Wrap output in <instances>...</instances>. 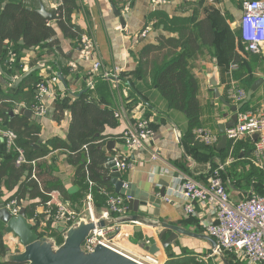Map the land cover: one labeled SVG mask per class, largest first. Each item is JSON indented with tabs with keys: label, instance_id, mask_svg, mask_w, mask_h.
Listing matches in <instances>:
<instances>
[{
	"label": "crops",
	"instance_id": "1",
	"mask_svg": "<svg viewBox=\"0 0 264 264\" xmlns=\"http://www.w3.org/2000/svg\"><path fill=\"white\" fill-rule=\"evenodd\" d=\"M21 1L33 10L44 11L56 17L61 5L60 0ZM75 1L79 8L75 11L74 20L85 32L81 39H62L60 53L44 51L41 57H37L35 51H22L23 56L20 62L23 64V72L26 73L38 67L39 70L34 76L38 77L40 82L50 81L53 77L58 78L57 83L49 85L54 95L43 99L44 104L50 109L57 98L65 99L67 104H72L87 91L93 63L100 61L104 69L109 72L116 69L121 70L122 81L117 91L113 90L107 81L97 79L95 76L96 95L103 106L113 111L124 108L127 122L135 123L141 119L149 121L153 136L149 149L129 154L121 140L125 124L119 122L116 128L107 126L103 135L108 136V142L115 141V148L111 152L107 151L106 145L107 157L130 155L133 166L123 174L124 180L161 200L158 210L150 207L153 214L147 217L150 222L157 225L164 223L176 226L189 234H180L169 250L165 251L161 248L159 262L165 264L169 255L180 254L183 248L180 246L188 248L190 246L195 252L208 250L212 252L213 246L211 241L204 237L207 236L204 228L199 220L190 218L185 213L186 201L181 198L177 189L183 176H190L202 183H207L211 170L223 162L222 158H225L224 162L226 161L229 145L221 149L220 139L214 150L198 147L195 144L196 139L191 136L189 121L185 114L173 112L168 108L160 92L152 87L150 77L142 76L139 72L138 61L135 57L137 58L147 46L157 45L159 37L176 38L184 28L193 30L194 36L199 39L197 24L201 20L209 19L217 33L215 46L204 47L201 51H196L190 45H185L183 52L191 66V76L198 84V99L203 113L200 116L201 127L220 136V126L225 125L233 116L231 109L222 100L232 106L236 105L229 99L230 91L236 86L248 87L264 74V51L259 54L246 52L241 39L240 24L244 0H218L216 5L208 3L207 0ZM56 21L50 22L55 23ZM83 37H87L91 42L87 56L81 54L84 48ZM12 48L13 46H10L9 49ZM230 52L238 54L239 62L232 63V56L221 55ZM232 66L237 67L233 70ZM20 77L18 71L13 76L14 80ZM247 78H250V83L246 80ZM1 92L16 94L13 86L2 81L0 76ZM34 93L38 96L36 87ZM96 95L95 100L98 99ZM263 104L264 85L254 93L252 100L241 112H255ZM33 109H28L33 112L29 120L31 124L40 128V143L49 144L53 141L66 143L71 122L70 112L67 111L64 120L58 123L53 118L48 119V116L45 118L36 116ZM18 115L20 114H15V116ZM246 141L247 139L240 141L243 142L240 146L242 147L240 148V164L243 172L247 173L249 162L252 165L253 163L251 161L252 146L251 148L247 146ZM35 148L38 149L39 146L35 145ZM152 154H158V159H153ZM53 156L57 157L55 164L59 169L53 173V176L60 181L63 190L71 197L68 202L72 206L75 203L78 204L80 200L85 202L87 196L85 199L75 186V169L67 153L56 151L47 160H51ZM230 170L228 169V172ZM257 170L264 172L260 168ZM107 171L108 176L110 171ZM223 181L236 201L247 198L253 189L252 177H232L229 174L223 176ZM248 182L250 190L246 192ZM108 184L112 189L111 192L109 190L91 192L92 198L101 197L96 199L100 200V205L96 202L93 212L95 218L104 222L106 226L113 224L111 220L113 215L107 210L108 194L117 195L114 187ZM164 188L166 195L165 198H161L160 193ZM76 197H79V200ZM195 207L199 208L197 204ZM38 210L41 212L42 208ZM156 211L159 213L157 217L155 216ZM134 216L136 214L132 211L128 210L125 213L123 217L125 223L116 238V245L129 256H142L146 251L139 247V242H143L149 233L158 236L163 228H152L141 222H135L133 221ZM207 217L206 222H211V216ZM78 218L79 223L91 221L88 213L77 215ZM1 226L5 228L3 224ZM169 235L170 232L165 237Z\"/></svg>",
	"mask_w": 264,
	"mask_h": 264
},
{
	"label": "trees",
	"instance_id": "2",
	"mask_svg": "<svg viewBox=\"0 0 264 264\" xmlns=\"http://www.w3.org/2000/svg\"><path fill=\"white\" fill-rule=\"evenodd\" d=\"M60 1L61 5L57 10L58 20L51 23L21 0H0V76L1 80L11 84L16 92V94L0 93V129L12 131L17 135L16 147L24 151L28 161L41 160L36 166H16V149H8L5 140L0 138V187L6 188V190L3 188V194L8 192L11 195L5 203L16 200L18 205L27 204L25 211L29 220L34 217L37 209L48 201L49 194L52 192H58L61 198L67 201L71 198L63 190L60 181L53 176V173L59 170L58 165L55 164L57 157L53 156L51 160H47V157L56 151L67 153L75 169V186L85 199L92 191H112L109 184L104 181L108 172L105 168L108 160L105 151L108 136L103 134L107 126L116 128L119 121L115 118L113 110L101 104L100 98L96 95L97 90L94 92L87 90L72 104H67L65 99H56L53 120L60 123L64 120L67 111L71 114L66 143L53 141L49 144H41L40 128L31 124L24 115H11L18 106L25 109H33L37 106V96L34 91L40 79L34 75L38 70L20 84L15 85L14 82L13 76L17 71L21 77L26 74L20 62L23 56L22 51H35L37 57H41L44 51L60 53L62 39L79 40L85 33L74 20L75 11L79 8L77 2L75 0ZM197 31L199 39L189 28L182 29L176 38L161 36L157 39V45L147 46L137 58L135 57L139 72L142 76L150 77L152 87L160 92L168 108L173 112L185 114L193 138V130L201 127L200 116L203 113L198 99V84L191 76V66L183 52V47L190 45L196 51H201L204 47L215 46L217 41V33L209 19L198 22ZM10 46H13L11 50ZM221 55L232 56V63L239 62L240 59L237 53ZM246 80L248 83L251 82L250 78ZM255 81L250 85L252 86ZM250 85L241 87L249 91ZM95 95L98 97L97 100ZM195 141L198 147L214 150V147H206ZM242 144L243 142H239L236 146V163L228 167L226 173L222 172L221 176L223 178L230 174L232 177H252L253 189L248 194L251 196L255 190L254 182L264 183V172L257 170L249 161L248 172H243L240 164ZM246 144L250 148L252 146V151L254 146L252 140L247 139ZM35 145L39 148L36 149ZM224 160L225 158L221 159L223 162ZM215 168L211 171L213 172ZM228 169H231L230 172ZM98 198L101 197L98 196ZM0 203H2L1 197ZM56 229L57 233L63 234L58 228ZM6 253L3 233L0 231V258H4ZM187 255L178 259L173 254L169 255L165 264H201L190 254ZM222 260L225 264H243L236 261L229 253L224 254ZM0 264L19 263L3 261Z\"/></svg>",
	"mask_w": 264,
	"mask_h": 264
},
{
	"label": "built area",
	"instance_id": "3",
	"mask_svg": "<svg viewBox=\"0 0 264 264\" xmlns=\"http://www.w3.org/2000/svg\"><path fill=\"white\" fill-rule=\"evenodd\" d=\"M207 1L212 5L218 3V0ZM240 31L246 52L259 54L264 51V0H247L243 3ZM82 43L84 48L81 54L87 56L91 45L90 39L83 37ZM236 67L232 66V69L235 70ZM95 76L97 79L107 81L113 90H119L122 81L121 70L116 69L109 72L104 69L100 61L93 63L87 84V90L91 92L96 90ZM57 82L58 78L53 77L50 81L37 84V106L33 109L36 116L40 118L48 116L49 108L44 104L43 99L54 95L49 85ZM229 99L239 105L247 100V91L236 86L230 91ZM20 108V106L15 108L14 113L20 114ZM114 115L119 122L125 124L121 140L129 154L149 149L153 136L149 121L141 119L135 123L127 122L124 108L115 110ZM193 136L206 147H215L221 139V136L203 127L194 129ZM226 136L229 142L228 157L225 162L217 165L213 172H210L207 183H202L190 176H183L179 181L177 191L186 201L184 210L188 217L199 220L206 235L216 242L210 258L221 257L229 253L236 261L243 264H264V196L253 194L244 200L236 201L221 176L225 168L236 163V146L243 139L252 140L254 146L251 161L255 167L264 170V104L255 112H239L237 125L228 131ZM255 136L256 140H254ZM0 138L5 140L8 149H16V166H36L41 161L27 160L24 151L16 147L17 135L14 132L0 129ZM158 157V154H152L153 159L156 160ZM114 160L117 169L123 174L133 166L130 155H116ZM130 200V197L108 194L107 210L113 215L111 219L113 224L102 227L99 225L100 221L94 216V209L91 205L92 195L91 193L87 195V212L95 228L82 246L85 253H93L99 245L123 253L116 245V238L125 223L123 217L128 211ZM195 204L199 206L198 209ZM6 207L14 217H18L22 211L16 200H11ZM41 208L46 220L56 222V228L61 226L67 228L77 218L72 204L64 201L58 192L49 194L48 201ZM207 216H211L209 223L206 222ZM38 217L39 212L37 211L31 220L28 219L34 228ZM129 257L140 264H162L148 253ZM199 259L205 261L206 258L200 256Z\"/></svg>",
	"mask_w": 264,
	"mask_h": 264
},
{
	"label": "water",
	"instance_id": "4",
	"mask_svg": "<svg viewBox=\"0 0 264 264\" xmlns=\"http://www.w3.org/2000/svg\"><path fill=\"white\" fill-rule=\"evenodd\" d=\"M37 12L48 21L58 20V16H50L44 11ZM37 70H39L38 67L33 68L26 72L23 77L14 80L15 85L20 84L25 78ZM263 85L264 74L253 83L248 92L247 100L243 103L232 106L230 103L222 100L231 109L233 116L225 125L220 126L219 128V134L221 136L219 146L221 149H225L227 145H229L226 134L237 125L239 112H241L242 109L252 100L254 93ZM54 107L55 103L48 111V119L49 115L50 119H52ZM20 114L28 119H31L33 116V112L28 109H22ZM11 115L15 116V113L12 112ZM254 139L256 140L257 137L255 136ZM114 148L115 141L108 142L106 148L107 151L111 152ZM105 168L110 171V174L104 178V181L110 183L114 187L115 194L131 198V200L128 201V210L136 214L133 221L141 222L152 228H163L158 236L149 233L145 236L143 242H139V247L146 251V253L152 258L159 259L161 250L163 249L167 251L179 238L180 234L189 235L188 232L176 226L164 223L157 225L147 219L148 216H153L150 207L158 210L161 205V200L138 189L136 185L126 182L123 173H121L116 167L114 157L108 158ZM165 195L164 188L162 189L160 196L161 198H165ZM157 212L158 211L155 212L156 217L159 215ZM0 222L5 226L4 233L13 234L19 238L21 244L25 248V252L20 258H12L9 256L6 260L7 262H15L19 264H140L123 253L101 245H99L93 253H85L82 246L95 228V224L91 221L73 225L69 229L62 226L59 227L60 232L65 236V243L59 249H54L49 242L41 241L39 239L34 226L28 222L25 209L21 211L18 217H14L6 207L5 202L0 203ZM99 225L102 227L106 226L104 222H100ZM168 232H170V235L165 237ZM204 237L211 241L213 248L216 247V242L212 238L209 236Z\"/></svg>",
	"mask_w": 264,
	"mask_h": 264
},
{
	"label": "rangeland",
	"instance_id": "5",
	"mask_svg": "<svg viewBox=\"0 0 264 264\" xmlns=\"http://www.w3.org/2000/svg\"><path fill=\"white\" fill-rule=\"evenodd\" d=\"M245 1L246 0H244V2ZM10 56L12 57V55H10ZM8 91L10 92L9 88H8ZM22 108H24V107L20 108V112H21ZM49 117H50V115H49ZM114 156H116V155H114ZM114 156H112V157H114ZM259 177H260V175H259ZM249 185H250V183L248 182L246 192H249V190H250ZM254 189L255 190H253L252 194H254V195L258 194V195L264 196V183L263 182L255 181L254 182ZM3 191H4L3 188L0 187V197H1L2 202H5V200H8L9 197H11V195L6 194V193L3 194ZM96 199H98V198H94V197L92 198V204L91 205H92L93 209L96 206V202H97V205H100L99 204L100 200L97 201ZM9 202L10 201H7V203H5V204L7 205ZM101 204H102V202H101ZM26 205H27L26 203H23L22 205H19V206L23 210V209H25V207H27ZM72 207H73L75 214L78 216L81 214H84V213H88L87 212V209H88L87 199L85 202L80 201V202H78V204L75 203ZM37 211L39 212V210H37ZM55 223L56 222L54 220L51 222H49L48 219L46 220V218L44 217V214H43V209H42L41 213L39 212V217L37 218V223L35 222V228L34 229H35V232L41 241L49 242L54 247V249H59L65 243V236H64V234L60 235L59 233H57ZM78 223H79V218L78 219L76 218L74 220V222L72 223V225L68 226L67 229H69L73 225H77ZM1 227L2 226L0 224V231H2V233H3V240L5 239V236H6V240H4V244L6 246L7 253H6L4 258H0V262L6 261L9 256L12 258H20V256L25 252V248L21 244L20 239L17 238L16 236H14L13 234H9V235L5 234L4 233L5 228L3 229ZM200 234H202V232ZM180 247H183L180 250L181 251L180 254H177V255L173 254V255L177 256V259L183 258L187 254H190V256H193L196 259V261L200 262L201 264H225L224 260H222L223 256H221V257L220 256H213L210 258L209 256L212 253L211 250H208L206 252H195L193 249L190 248V246H189V248L184 247V246H180ZM144 254H145V252H144ZM200 256H202V257L204 256L206 258L205 261H200V259H199ZM27 264H29V263H27Z\"/></svg>",
	"mask_w": 264,
	"mask_h": 264
}]
</instances>
